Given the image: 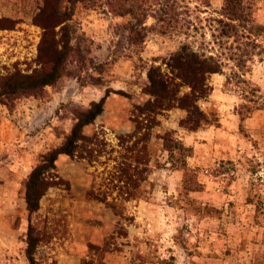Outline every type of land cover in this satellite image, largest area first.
Here are the masks:
<instances>
[{
    "label": "rangeland",
    "instance_id": "1",
    "mask_svg": "<svg viewBox=\"0 0 264 264\" xmlns=\"http://www.w3.org/2000/svg\"><path fill=\"white\" fill-rule=\"evenodd\" d=\"M55 2L86 62L38 95L0 103V264H29V226L37 239L35 264H264V108L241 116L242 99L223 84L225 73L239 70L264 98V0H243L256 40L212 35L223 0H183L170 29L150 31L138 45L127 39L126 17ZM41 4L0 0V76L38 66L41 28L33 17ZM183 43L224 61L223 73L209 77L210 94L198 102L216 120L189 131L179 125L184 110H162L137 162L146 67ZM106 91L103 111L82 129L92 158L58 155L57 183L29 213L24 183L31 168L63 141L75 110ZM165 131L191 147L186 163L196 190L184 188L183 170L169 162L160 138ZM122 169L134 182L127 173L126 182Z\"/></svg>",
    "mask_w": 264,
    "mask_h": 264
},
{
    "label": "trees",
    "instance_id": "2",
    "mask_svg": "<svg viewBox=\"0 0 264 264\" xmlns=\"http://www.w3.org/2000/svg\"><path fill=\"white\" fill-rule=\"evenodd\" d=\"M82 2L93 8H102L112 17H126L125 29L130 43L141 44L148 32L157 30L166 32L176 21L179 7L183 0H67ZM220 17L213 18L216 22L212 34L219 41L235 35L253 37L248 25L247 12L243 0H223L219 11ZM60 16L55 0H42V4L33 17V23L41 28L40 41L37 47L36 60L38 66L30 72L14 70L0 76V103L11 106L14 101L23 96L38 95L45 85L53 84L64 75L75 74L85 64V55L78 43H74L71 27ZM247 37V38H248ZM253 45L258 46L256 41ZM155 61H158L156 63ZM225 73L224 86L236 91L242 103L239 106L241 116L254 109L264 108V98L260 88L243 77L244 73L231 68ZM224 61L220 55L198 51L187 43L167 56L153 59L146 67L147 83L143 87L148 96L146 101L137 107L138 116L142 117L139 139L141 145L137 148L136 161L139 154H147V142L151 127L156 124V115L162 110L180 108L185 115L179 119V125L189 131H195L212 124L216 118L203 111L198 102L205 99L211 92L209 77L213 73H223ZM253 85V86H252ZM121 92V90H117ZM108 91L99 100H93L85 108H78L74 113V122L63 141L55 148L44 153L41 159L31 168L24 183L25 206L29 213L38 209L39 200L50 186L55 185V160L60 154L78 157L93 156V144L83 140L82 129L103 111L104 99ZM139 132V131H138ZM162 147L168 152V159L176 169L183 170V186L186 190H196L198 184L186 163L191 147L174 137L171 131L160 135ZM94 143V142H93ZM136 143V141H135ZM123 169L120 170V173ZM134 179L128 170L124 169V177ZM102 200V199H101ZM37 244L28 227L26 256L29 264H35L33 252ZM79 264H105L102 260L82 259Z\"/></svg>",
    "mask_w": 264,
    "mask_h": 264
}]
</instances>
